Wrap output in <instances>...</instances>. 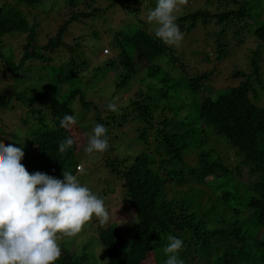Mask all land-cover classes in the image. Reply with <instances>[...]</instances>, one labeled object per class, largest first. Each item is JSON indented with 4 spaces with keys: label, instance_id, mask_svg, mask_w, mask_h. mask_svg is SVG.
<instances>
[{
    "label": "trees",
    "instance_id": "trees-1",
    "mask_svg": "<svg viewBox=\"0 0 264 264\" xmlns=\"http://www.w3.org/2000/svg\"><path fill=\"white\" fill-rule=\"evenodd\" d=\"M58 1L62 22L54 32L45 33L43 41L41 20L32 10L40 6L52 14L45 9V0H0V69L3 76L15 77L14 83L9 80L0 89V108H21L24 111L16 115L28 113L25 122L31 119L21 163L30 174L40 171L56 178L76 171L79 164L74 156L80 150L76 143L59 151L64 139L71 137L60 121L66 114L74 115L70 101L76 97L85 109L95 111V124L107 129L110 121L119 126L126 119L135 121L132 141L145 149L103 161L121 182L123 199L135 212L134 222L114 228L108 242L101 238L99 257L92 252L94 261L86 248L75 252L61 247L55 264H142L148 253L156 264H164L169 234L183 240L179 256L184 264H264V103L259 105L260 95L252 87L263 80V0H204V7L176 14L185 34L200 22H211L222 27V36L233 25L236 35L247 31L256 42L255 47L249 46L248 35L241 36L246 35L244 41L239 36L237 44L240 40L248 68L226 64L224 71L218 64L227 55L226 44L217 39L216 63L190 77L182 75L194 99L185 112L184 103L161 102L172 97L169 93L175 86L154 60L176 49L154 35L157 25L148 15L156 0H110L103 8L97 5L99 0ZM95 18L104 20L98 25ZM86 22L111 33L107 43L115 54L106 56L110 63L124 67L123 79L137 74L140 84L144 76L150 79L145 92L140 87L104 116L74 84L75 71L53 75V88L41 86L40 81L16 84L21 72L34 68L43 72L59 50V55L68 53L71 68L80 43L67 42V26L81 27ZM99 32L94 29L91 37L98 39ZM11 34L23 36L19 58L3 41ZM123 79L114 78L115 92L123 90ZM217 80H228V85L214 87Z\"/></svg>",
    "mask_w": 264,
    "mask_h": 264
},
{
    "label": "rangeland",
    "instance_id": "rangeland-1",
    "mask_svg": "<svg viewBox=\"0 0 264 264\" xmlns=\"http://www.w3.org/2000/svg\"><path fill=\"white\" fill-rule=\"evenodd\" d=\"M204 0H186V2L180 6L179 11L176 13H181L184 11H193L196 8H201L203 6ZM110 0H99L97 2L98 6L104 7ZM264 3V0H263ZM45 9H48L52 14L44 13L40 6H36L32 11L41 20V30L42 38L45 40L47 37L44 36L45 33H52L55 31L58 23H61L62 10L60 9V1L58 0H45L43 2ZM83 6V5H81ZM58 8V9H57ZM60 10L59 12H57ZM104 19L95 18L93 22L99 23ZM107 20V18H106ZM81 27H68L67 42L75 43L77 41L80 46L77 49V53H74L75 61L72 63L70 68L68 65V53L60 50L58 55L55 56L49 63H46L45 70L39 71L36 68L32 72H21L17 74L16 84L19 87L24 86V84L31 83L36 84L38 81L41 86L48 84L53 86L54 76L59 71H75V81L74 84L80 87V89L85 93L87 99L92 100L93 103L97 104L100 109L102 116L107 114L108 108H116L118 104L120 105L122 101L127 99L126 97L137 91L140 87L143 88V92L147 90L150 79L144 76L142 84L139 83L137 75L130 76L129 78H124L121 75L122 71H126L121 65L117 66L113 61L110 63L109 57L106 55L115 54L114 50H111L108 45V39L111 33L102 32L99 26H92L89 23H82ZM217 23H199L190 32L183 33V40L179 45L173 46L176 50L172 54H166L157 57L154 62L160 67V71L169 74L168 82L173 84L175 87L169 93L170 96L167 100H162L161 102L173 105L175 102H181L185 104V109L188 110L189 105L194 101L192 97L189 96L188 90L185 87L186 80L184 76L190 77L189 74L195 75L198 71L205 68V65H211L216 63V54L214 52L216 46V40L220 39L226 44L227 55L222 59L218 67L226 70V66H231L235 64V67L248 68L247 60L245 57V50L240 46L241 42L237 44L238 37L240 35L235 34V27H229L226 29L224 35L222 27L216 25ZM231 24L228 22V26ZM227 26V27H228ZM110 26L106 23V28ZM94 29L99 32L98 39H93L91 33ZM247 31L241 32V36L246 34ZM103 34V35H102ZM248 35V34H246ZM245 35V36H246ZM239 37L245 39L244 37ZM6 45L12 47L15 51V58L20 57L21 42L23 41L22 35H7L3 38ZM218 42V41H217ZM247 45L255 47L256 42L253 38L248 35L246 38ZM208 58V59H207ZM109 63V64H108ZM144 70V67L139 68L140 71ZM146 70V69H145ZM220 71V69H218ZM145 72V71H144ZM262 79L259 82H254L252 84L253 92L256 90L257 95H260L261 101L259 105L264 103V68L262 70ZM137 73V72H136ZM218 73V72H217ZM3 72L0 69V89L3 88L7 81L14 78L9 77L6 74L2 75ZM184 76L182 77V75ZM121 78L126 80V84L123 86V90H116L114 78ZM134 77V78H133ZM237 81V80H236ZM235 81V82H236ZM157 79L153 80V84L159 85ZM228 85L227 82L217 80L214 87H223ZM203 87H207L203 85ZM12 89V86L10 87ZM64 89V88H63ZM129 89V90H128ZM128 90V91H126ZM63 92V91H62ZM14 101L16 98L12 97ZM12 103V102H11ZM13 104V103H12ZM189 104V105H188ZM70 105L73 107L74 115L77 116L78 123L73 127L69 128L68 131L75 140L76 147L80 148L74 156V160L78 161L79 168L77 166L76 171H70L72 174L76 175L78 179L86 186H88L94 193L101 197L105 206L110 213V221L106 224H102L98 219L93 218L88 222L83 230L75 236H62L60 239V246L68 250L78 252L83 248L88 251V256L91 257V262L94 261V256H98L101 251L100 239L105 238L106 242L109 241L110 234L113 232L114 228H124L130 223L134 222L135 212L133 206L127 203L123 199L121 182L117 180L115 174L108 171L106 164L103 161H110L111 159H118L123 157L125 154H132L136 149L144 150L145 146L141 143H135L133 140L135 133V121L131 120L127 122L128 119L122 122V125H117L116 122L110 121L108 124V143L109 148L104 153H86L84 146L85 141H87L88 134L91 133L92 128L95 126L94 116L95 111H90L85 109L79 102L78 97L73 98L70 101ZM264 105V104H263ZM111 106V107H110ZM21 108H15L10 110L1 111L0 108V145L7 146L12 144L16 147H21L27 138L28 126L31 124L27 121V116L30 114L25 113L24 117L20 114L23 112ZM121 111V109H120ZM166 113V112H164ZM170 112H168L169 114ZM183 111L181 112V114ZM180 116V114H179ZM84 127V128H83ZM107 134V135H108ZM144 147V148H143ZM232 155V153H229ZM25 155V153H24ZM73 166L69 169L72 170ZM59 179H63L60 177ZM100 240V241H99ZM105 243V242H104ZM96 253L92 256V252ZM142 264H156L151 253H148Z\"/></svg>",
    "mask_w": 264,
    "mask_h": 264
},
{
    "label": "clouds",
    "instance_id": "clouds-1",
    "mask_svg": "<svg viewBox=\"0 0 264 264\" xmlns=\"http://www.w3.org/2000/svg\"><path fill=\"white\" fill-rule=\"evenodd\" d=\"M186 0H156L148 20L157 25L154 35L170 46L179 45L183 34L176 23L180 6ZM111 107V106H110ZM78 123L66 114L61 127ZM108 129L96 123L87 136L86 153H104L109 148ZM75 141L66 137L59 151L70 149ZM21 147L0 145V264H55L61 257L62 236H75L93 218L110 221L104 200L84 185L76 175L63 172V179L37 171L29 173L21 163ZM164 248V264H184L179 253L181 238L169 234Z\"/></svg>",
    "mask_w": 264,
    "mask_h": 264
},
{
    "label": "built area",
    "instance_id": "built-area-1",
    "mask_svg": "<svg viewBox=\"0 0 264 264\" xmlns=\"http://www.w3.org/2000/svg\"><path fill=\"white\" fill-rule=\"evenodd\" d=\"M78 168H79V165H78Z\"/></svg>",
    "mask_w": 264,
    "mask_h": 264
}]
</instances>
